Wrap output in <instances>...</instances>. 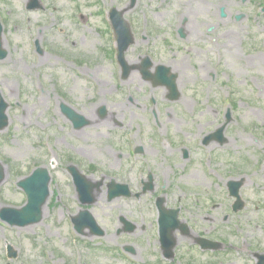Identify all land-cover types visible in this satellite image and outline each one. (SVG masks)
<instances>
[{"label":"rangeland","instance_id":"1","mask_svg":"<svg viewBox=\"0 0 264 264\" xmlns=\"http://www.w3.org/2000/svg\"><path fill=\"white\" fill-rule=\"evenodd\" d=\"M29 1L0 0L1 41L7 51L0 60V90L10 104L8 125L0 130V167L7 174L0 204L25 201L12 184L36 166L48 167L50 193L37 223L11 230L0 224V264H170L161 262L156 216L149 205L164 165L172 172L166 201L169 206L182 202V215L192 226L176 243L180 261L176 257L173 264H206V256L187 248L188 239L181 238L206 232L209 224L215 237L238 246L240 234L246 247L264 248V0H135L131 7L129 0H38L41 7L32 10L26 7ZM110 6L125 9L134 35L125 51L127 62L138 65L148 54L152 70L157 63L169 66L177 94L154 87L138 70L120 77L110 57V43L113 48L115 43L107 18ZM181 17L190 18L191 36L177 34ZM61 102L84 116L78 129L73 131L60 112ZM225 108L232 117L225 126L226 141L202 146L201 138L224 122ZM159 137L170 146L163 147ZM180 139L195 156L192 169L178 176L167 159ZM130 143L143 148L140 156L153 155L156 186L139 200L108 201L104 185L88 208L105 233L79 236L68 223L83 206L66 164L73 162L103 183L119 173L118 182L137 189L147 169L131 166ZM208 153L213 170L207 171L202 163ZM240 177V194L247 202L231 223L224 222L226 181ZM121 215L134 222L133 232L117 234L123 228ZM234 224L239 233L230 228ZM6 242L18 250L16 259L6 257ZM125 245L134 254L121 251Z\"/></svg>","mask_w":264,"mask_h":264},{"label":"water","instance_id":"2","mask_svg":"<svg viewBox=\"0 0 264 264\" xmlns=\"http://www.w3.org/2000/svg\"><path fill=\"white\" fill-rule=\"evenodd\" d=\"M135 3V0H131L130 6H133ZM38 6V3L36 0H31L28 7L33 8ZM123 10H118L116 8H112L110 10V19L114 28L115 37L118 43L117 48V57L119 64L121 65L123 76L126 77L130 70L134 68L133 66H129L124 58V51L127 49L128 45L132 43L133 38L130 31V27L128 22L123 18ZM240 16H237L236 18H239ZM1 25H0V35H1ZM7 54V51L2 48V43L0 40V59L4 58ZM148 64V60L144 59L139 65L140 70L144 76H148L149 73H147L146 65ZM156 80H160L161 82L170 83L171 89L173 92H176V86L174 83V78H168L165 76V73L163 70H160L154 75ZM6 103L1 99L0 100V129L3 128V126L6 124V115L5 110ZM62 112L66 114L74 123L76 126H80L85 123V118L82 115L77 114L74 110L69 108L68 106L61 104ZM72 171L74 172L75 178H76V184L78 185V191L80 193L81 198L84 200H87L88 202H91L93 200L92 197V188L93 185L91 182L87 179H85L81 174H79L76 169L72 168ZM39 173V171H34L30 176L25 178L23 181L20 182V184L25 188L27 195H28V203L26 206H24L20 211H13V214L10 216V222L17 223V224H27L30 222L38 221L41 217V205L44 202V198L47 194V183H48V175L43 172V175ZM41 174V175H40ZM236 187L240 185V183H235ZM127 191V188L125 186H122L120 184H111L110 185V197L114 195H120L125 194ZM6 216V215H4ZM74 222L76 223V226L79 230L82 229V227L85 226V224L89 225L94 232L98 234H102L103 231L96 225L94 219L92 216L87 212L84 211L82 215H79L77 217H74ZM166 238H165V236ZM162 245L166 248V250L170 251V249L173 246V241L171 238V232L170 230H167V233L165 234V231L163 232L161 236ZM15 252L10 248L9 255L15 256ZM167 256H171V252H166Z\"/></svg>","mask_w":264,"mask_h":264},{"label":"flooded vegetation","instance_id":"3","mask_svg":"<svg viewBox=\"0 0 264 264\" xmlns=\"http://www.w3.org/2000/svg\"><path fill=\"white\" fill-rule=\"evenodd\" d=\"M188 22H190V18L188 19L187 17H182L181 18V24H180V26H178V29L180 27L186 37H188V35H190V33H191L190 29H192L190 25H186ZM183 23H184V25L182 26ZM185 29H188V33L185 32ZM206 40L210 43L208 38ZM208 107L212 108L213 105H209L208 104ZM194 116L195 115H192V117H194ZM158 122H159V120H154V124L158 125L159 124ZM209 122H211V120ZM165 141H166L165 143L167 144V146H170V144L167 142V140H165ZM181 141H182V139H180V141L177 144L178 146L176 147L177 148L176 152H174L173 154H170L169 155L170 157L167 159V160L171 161L172 164H174V167H173L174 172H173V174L178 175V176H180V174L181 175L185 174L186 170L188 169L189 166H191V169H192V165H193V161L192 160H193V158L195 156L192 153V151L190 150V148L185 147L181 143ZM163 147H166L164 145V142H163ZM140 149H141V153H142V149L143 148L141 147ZM185 154H186V156H184ZM128 155L130 156L132 154L128 153L127 156ZM133 156L134 157H139V154L133 153ZM154 160L155 159H154L153 155H150L147 158H145V161H146L145 167L147 169V173H151L152 175H153V170L155 169ZM160 166H163V164L161 163ZM164 167L165 168H163V169H159L158 173H159L160 176H162L164 174H169V175L172 174L170 167L168 168L165 165H164ZM160 176H159V178H160ZM142 186H144V184H141L140 188H142ZM155 186H156V183H155V181H153L152 189ZM157 198L158 197L156 196V198L154 200V205L156 203ZM164 202H165L166 205H168L167 202L165 201V199H164ZM245 202H247V200ZM179 213H181V210H180ZM123 228H124V225H123ZM241 252H242L241 259H240L241 263H239V264H257V262L259 261L258 256L264 255V248L263 247H257V249H254V247H253L251 249L249 247H246V248H242ZM228 263L229 264L230 263L235 264L234 261H229Z\"/></svg>","mask_w":264,"mask_h":264},{"label":"bare ground","instance_id":"4","mask_svg":"<svg viewBox=\"0 0 264 264\" xmlns=\"http://www.w3.org/2000/svg\"><path fill=\"white\" fill-rule=\"evenodd\" d=\"M188 24H189V23H187L186 25H188ZM183 25H184V23L182 24V26H183ZM191 27H192V26H191ZM185 32H186V29H185ZM135 229H136V228H135ZM135 229H134V230H135Z\"/></svg>","mask_w":264,"mask_h":264}]
</instances>
